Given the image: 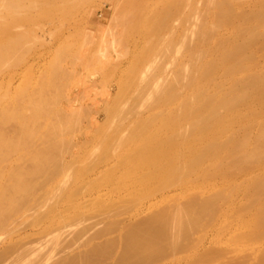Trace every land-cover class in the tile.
Masks as SVG:
<instances>
[{
  "label": "bare ground",
  "instance_id": "6f19581e",
  "mask_svg": "<svg viewBox=\"0 0 264 264\" xmlns=\"http://www.w3.org/2000/svg\"><path fill=\"white\" fill-rule=\"evenodd\" d=\"M86 1L88 2V0H0V227H2L13 215L21 213V211L24 210L23 207L25 202H29V200H31V198L35 196L37 191L41 188H45L47 184L51 183V192H57L56 190H58L61 182H64L63 180H65L66 184L69 185L67 183V180H69V175H67L68 172L66 170L70 169L69 174H71V172L73 171L76 172L75 178L76 180H79L81 178L83 179L82 175H86L85 172L88 171L86 167H88V169H90V167L92 166V169L95 168V162L97 161V159L95 158L97 157L96 154H93L95 157L92 156L93 158H95V160L93 159V162L92 158L88 159V157L85 156L84 158L82 156L81 159L77 158L79 160L72 158L75 161L73 160L69 164L67 163V165H61V167L64 166V171L67 172V174H65V177L59 179L61 180V182L57 178V172L60 166L59 164H61L59 163L61 161V158L59 159V152L62 153L61 148L63 147H61V145L63 146L66 141V138H60L59 132L62 131L63 133L65 131L64 128L70 126V122L73 123V120H75L76 122V120H78V117H76L75 119V116L79 115L80 113L79 112L77 115L72 114L74 113V111L72 110L73 106H71V111L68 112L69 114H67L68 117L65 116L66 114L61 115V107H59L58 109L56 105L57 103H59L58 101L61 100L59 94L61 92L63 93L62 90H64V88H58V85L62 86L61 84H63L64 87H67L65 82H59L61 77L64 78L65 76V79L67 80L69 78H67V75L64 74H69L70 69L68 70V68H65L66 70H63V64L69 55L71 56V58L73 55H76L75 53L77 51L72 50V55L70 54V51L75 45V41H77V38L81 35L80 34L78 35V37H76L73 33L68 34V32H70L72 27L77 25L76 21L74 20V16L78 12H80L83 6L87 3ZM199 1L200 0H121L120 9L117 6L118 4H114L115 6H117V9L120 10L118 14H121L124 18L127 17L128 19H125L127 21L123 24L120 17L119 21L121 22H118L125 25L126 28L124 29L125 31H123L124 35H126V38H128V40L134 41V48L130 51L129 64L121 71V78H117L120 79V81L116 79V82H119H117L118 85L121 86L120 91L118 90L119 88L116 90L118 92V96L116 95L117 93L115 94L117 97L114 95V98L116 97V99H113V101H115L113 102V104H111V109L109 108L108 110H106H110L109 117L107 118L108 114H106L105 117L108 119V121H106L104 118L107 123L104 120L101 122V124L104 122L108 125L102 124V126H100L101 124L98 123V127L95 128L97 130L100 129L99 131H96L97 134H99L98 132H100L102 127L104 128V126L106 128L107 126L109 128L112 127V129H114L121 124V126H124L125 129H121L122 127L120 126V128L118 126V130L116 128L114 130L110 129L109 132L111 133L113 131V133L105 135V130L106 133L108 132L107 129L104 128L105 130H103L105 137L102 134V130L101 135H98L99 137L96 138V140H100V144H98V141L97 143H95L96 140L94 136H96V132L92 134L95 140V142L92 141L94 144H98L100 148L101 146L105 145V151L103 150L100 153L105 152L107 157L110 155H114L115 157H113L115 161L109 169V172L106 173V171L103 170V173L104 171L105 173L101 175L99 173V175L100 177L103 175L101 179L104 182L112 185V190H119V188L126 189L127 195H129L128 192L131 194H135V196L139 200L142 199V201L145 197L148 198L160 193V203H164L165 201L168 202V200L171 199L178 200L179 197L183 199L184 196L188 199L189 202L187 204L186 201V204L183 205L184 201L181 200L182 203L177 205V208L175 207L176 209L173 208L175 210H170L169 212L166 210V212L164 210H162L164 212H156V215H153L154 217L152 219L150 218V220L148 221L144 220L146 223H143L146 225H143L142 223L141 226H139L140 224L137 225V223L134 222V227H129L130 229L126 230L128 231V233H125L124 236H127L128 238L131 234L129 240L125 241L123 237V241H125V247L124 252L120 257L121 259L119 260L121 263L128 262L131 259V256L134 254L136 256L138 253V256H141L142 254H151L154 251L153 246L155 245L159 244L158 247L161 246L164 248V246L161 245L162 241H167L164 236L168 237L169 235V237L172 236V238L174 237L175 239L180 238L179 236L182 232L184 234V232H186V229L199 224L202 218H204L205 216L210 218L213 217L215 220V216L218 215V217H220V219L226 226L231 225L232 229L230 230L231 233H229V235H231H227V237L233 236L232 239L235 241V243L237 242V240L235 239L238 238L239 240L242 239L243 241V238L236 235L238 231H248L253 234L256 233V235H260L264 232V70L258 68L256 69L254 67V65L256 66V64L257 66L260 65L258 64L260 62L258 58L256 59L257 61L253 62L254 65L252 64L251 58H254L255 60L256 57L255 55L254 57H252L253 55L251 56L250 49L252 48L249 49L248 45V43L250 44V39L254 38V40H258L257 35H259L262 30L252 29L251 31L250 29V32L249 30L247 31V34L249 33V35H244L242 37L241 34L243 33H240L238 31L243 27H240L238 30L236 24L232 23L231 26L229 25V27H227V31L230 33L228 35H234L232 37V40H229L228 38L227 39L229 41H227V39L224 40L225 36L223 35V37L221 36L222 34L217 33L219 35V38H216V40L222 41L216 43L215 40H213L215 44L211 43L207 41L209 40V38L206 36L208 31L212 32L211 29H213L214 31L215 26L217 29V27L220 28L223 24H228V21H230V16L228 15H233L232 11L234 9H231V5L233 6L234 1L213 0L215 1L213 2L211 0H204L207 3L209 2L210 4L212 2V4L215 6L213 7L212 5V7L216 8L215 10L218 11V17H216V21L214 17L210 19L207 16V18L210 19L208 21L211 22L212 19L215 21L214 26L213 22L212 24H210V26L212 25L213 27L209 26L210 22L208 23L206 19L204 20V17L202 18L196 13L198 15L197 16L195 12L193 13L195 9H198L196 8V4L197 2L199 3ZM260 1L262 3L264 2V0ZM260 1L255 5L253 4L254 2H252L253 7L251 6V8L249 7V5L247 6L249 7V10H251L249 11L250 14L253 10V12H255V9L253 8H255L258 3L259 5H264ZM206 6L209 8L207 4L205 5V9H203L207 12L209 9H207ZM257 8L259 9L261 7L257 6ZM257 8L256 13L258 15L259 11L261 10H258ZM198 11L199 13L201 12L200 10ZM246 12L247 11H245V13ZM263 12L264 11H262V13ZM175 13H178V15L182 19H185L186 14L190 16L194 14L197 16H195L196 18H198L199 16L201 17L199 20L195 19V21L193 22L195 17L194 15L191 16L193 17L192 33H194V36H196V38H194L193 36L192 37L194 38L193 40L196 39L195 41L190 40V34H188V32L190 33V31L187 30V26L191 27L189 23H185L186 30L185 27H183L184 25L182 26L183 28H179L176 27V25H173L172 19H174V17L176 16ZM238 13V16L239 14L240 16L242 15L241 13ZM128 15L130 17H128ZM173 15L175 16L173 17ZM252 15L253 13L251 14V17ZM257 15L254 14V17H256ZM112 16L114 15L112 14ZM238 16H236V18L232 17L233 20H231H239L237 19ZM244 16L246 17L247 15L243 14V17ZM123 17L122 19H124ZM254 17L253 19L251 18L253 20L251 21V23L253 22V27L257 24L254 22L256 20V18L254 19ZM112 18L110 16L111 20ZM181 18H179V21L177 23V25L179 26ZM246 18L243 19H249V17L247 19ZM257 19L260 20V17H258ZM183 21H181V23ZM244 23L243 25L247 24L246 26H248V24H250L252 26L251 23ZM261 23H263L264 25V22H261L260 20V24ZM237 25L239 26V24ZM44 26L49 28L51 32L50 34L53 38V41L51 42L48 39L49 43L44 41L46 39L43 38L44 36L41 37L39 36V34H36V29H42L40 27ZM240 26H242V24ZM256 27H258V25ZM122 28L120 29V33H122ZM45 30L48 29L46 28ZM217 30L220 31L219 29ZM258 31L260 32L258 33ZM65 32H67V34H64ZM72 35L76 38H73ZM105 35H107V32ZM244 37L248 38L245 39ZM39 38H43L40 39L41 41H43H40L38 43ZM114 39L115 38L111 40L113 41ZM73 40H75L74 43ZM260 40L262 39L260 38ZM43 42H45L44 45ZM79 42L81 41L79 40ZM90 42L91 41H89V43ZM116 42V44L118 45V39L116 40ZM40 43L41 45L39 46ZM254 43L256 44V42ZM72 44L74 45L72 46ZM251 44L250 47H252ZM257 44L254 45L256 46V48H258ZM42 45L45 46V50L50 52V58L47 62L48 66L45 71L43 70L44 72L37 74L39 75V78L36 77L33 73L34 68H32L34 67L32 65L34 62H32V66L30 65L24 67L25 70L22 72V74H24V77H22V82L18 84V86L16 83V87H13L12 79L14 78V75L16 73V69L26 61L27 54L33 55V59L38 58L40 56V52L39 50H37V46L41 47ZM185 45L189 46L186 47ZM261 45L262 43L260 45L258 44V46L262 47ZM184 46L186 47V49L190 47L188 54L187 56H184L185 54H178L177 56L179 57H185H180L181 59H179L176 56V53ZM118 47L119 46L115 48ZM78 48L80 47L78 46ZM115 48L112 49L115 50ZM262 48L264 49V47ZM104 50L106 52L107 46ZM121 51L122 48L119 52ZM253 51L254 50H252V52ZM127 52L128 50L126 51V53ZM95 53L97 54L98 52ZM107 53L110 54L109 52ZM123 53H125V51H123ZM126 53L125 55L128 54ZM99 54H102L103 56L105 55L102 52H99L97 55ZM45 56L43 58H45ZM48 56L49 55H47L46 57ZM85 56L87 58V55ZM106 56L107 55H105L104 57ZM99 57L101 58V55ZM99 57H97V59L95 56V58L97 59V63L99 62ZM71 58L70 61L68 60L69 65H73L72 63L75 61V58H72L73 62L71 63ZM68 61L66 60V62ZM106 63H108V60ZM36 64L37 63H35V65ZM101 66L102 65H100V70L102 69ZM86 67H88V64ZM36 69H34V72H36ZM72 69L73 70L71 71H74V68ZM118 70L119 68L117 69V71ZM63 71H66V73H63ZM67 71L69 72L67 73ZM249 71L251 73H249L247 76L241 75L243 74V72L247 73ZM71 74H69V76ZM57 82H59V84ZM68 87L70 88V86ZM60 89H62L61 92ZM106 90L108 91V89ZM65 91H67V89H65ZM64 94L67 100V98L69 97L67 96L66 92H64L62 95ZM57 97L59 98V100L57 99ZM68 104L70 103L68 102ZM74 109H76V107ZM118 109L123 110V113L128 117L127 119L132 116L134 117V119L132 117V120L129 119L130 121L127 122L126 116H123L121 111V115L119 114V118L121 119V116H123L128 124L126 123L125 125L124 121L116 122V119L118 117L117 113H119L117 112ZM70 113L73 116H71ZM75 113H77V111H75ZM69 115L71 118L69 117ZM83 117L81 116V118ZM69 118L71 120H69ZM122 123L124 125H122ZM8 125H10V128ZM13 125L14 127H12ZM70 127L71 128L68 129L72 130V125ZM8 128L14 129L8 130ZM87 128L89 129L90 125ZM68 129L66 131H69ZM100 136H103L102 139ZM33 138H39L41 140L39 142L40 146H36L38 148H32L34 150H32L30 148L31 146H29V144L31 145L30 142L34 140ZM62 140H64L63 143ZM90 140L88 139V141ZM88 141L85 145H88ZM101 142L103 143L102 145ZM83 146L84 144L82 145V147ZM90 147H92L93 150L95 149L93 148V146ZM89 148L86 149L90 151V154L91 150ZM97 152L99 151L97 150ZM87 153L85 154L87 155ZM97 155H100V157H98L99 160L102 154ZM103 155L105 154L103 153ZM77 157L79 156L77 155ZM228 158H232L233 161L229 163L227 161ZM90 159V162L92 163L89 162ZM23 160H28L30 166L23 167ZM102 160L103 159H101V162ZM23 165L25 166L26 164ZM77 165L79 168L77 169V171H75V166ZM96 166L98 165L96 164ZM108 168H106L107 171ZM74 172L72 174H74ZM90 175H92V173ZM70 177H72V175ZM100 177L97 174V179H99ZM75 178L73 180H75ZM94 178H96V176ZM94 178L91 177L90 179ZM70 180L73 181L72 178H70ZM70 180V184L73 183ZM86 180L84 179V182ZM94 180L93 183L92 180H88L86 183H83L82 186L84 187V184H88L89 182V184H95ZM62 184L65 185V183ZM89 184L87 185L88 187H86L87 189H85L84 187V189L87 191L88 188H90ZM98 186L100 185L97 184L96 188ZM175 186L178 188V193L173 196H169L167 194V192H169L168 190H171V188ZM64 187L65 188L62 191L63 194L67 189L66 186ZM77 187H79V185ZM77 187H74V192H79L78 189L80 188L81 195L83 189L81 191V187ZM105 187H107V185H105ZM110 188L111 187H109V189ZM94 192L92 191V193ZM63 194L61 197L64 196ZM73 194L76 198L80 196L78 195V193H72L71 195L70 192L66 195V198L73 196ZM198 195H204L205 198L200 202H195L193 199H191V197L193 198L194 196ZM57 196H60V194H57ZM61 197L58 198L60 199ZM126 198L124 199L125 202L128 199H131V197L127 200ZM137 198H134L135 201L134 199H131L128 202H132L131 204H133L134 202L138 201ZM55 200L56 199H53V201ZM57 200L56 202L59 201ZM70 200L69 202H72ZM72 200H74V198ZM124 200L122 199L119 201H121L122 203V201ZM62 202L64 203L65 201ZM100 202L97 200V204ZM111 202L112 201H110V203ZM159 202L153 204L161 205L162 203L160 204ZM46 203L47 202H45V204ZM94 204L96 205V202ZM113 204L114 202H112V205ZM135 204L136 203H134V205ZM50 205L53 206V202ZM120 205L121 204H119L118 206ZM55 207H57V205L53 206L52 209H54ZM69 207H62V209L60 210L59 208L57 209L58 211L63 212V209L67 210ZM49 208H51V206ZM147 208H149V206H147ZM47 209L45 208V211ZM156 209L158 210V208ZM156 209L155 211H157ZM69 210L70 209H68V211ZM49 211H47L46 213L50 214ZM142 211L140 212L142 213ZM151 211L152 210H150V212ZM70 212L71 211H69V213ZM38 213L36 214V217L41 215L40 211H38ZM55 213L56 214H54L53 217L49 216L50 224H54L57 221L60 222L64 219L63 218L60 220L55 216L58 214V212ZM43 214L42 216L48 215ZM77 214L80 213L78 212ZM85 215L86 214H83V216ZM74 216L78 217V215L74 214L72 218H70L71 216L69 217L70 220H72ZM131 216L133 217V215ZM41 218L43 219V217ZM81 218H83L84 220V217ZM38 220H40L39 217L38 219L35 218V222H32L38 223ZM93 220L97 221V219ZM73 224H75L74 221ZM87 225H82L81 227L84 229L85 227L83 226L90 228L89 225ZM143 226H145L146 229ZM56 227L54 228V230H56ZM135 227L139 228H137L138 231L135 229ZM82 228H79L78 230L80 231L81 229V231L79 232L77 230V232L84 234ZM87 228L83 230H89ZM132 228L134 230H132ZM141 228L145 231L142 232L143 230ZM93 230L95 232H100L102 229H97V231L95 229ZM129 230L132 231L130 232ZM43 231L40 234H42ZM219 231L221 232L222 229H220ZM86 232L84 238L86 237ZM74 233L79 237V233ZM90 233L94 235L93 232H89V235H91ZM66 236L68 237V235ZM67 237L65 238L67 239ZM69 237L72 238V235H70ZM160 237L162 238V241H160ZM218 237L219 238L217 240L219 241L223 239L221 235H218ZM74 238H76V236H73V238L70 240H73ZM87 238L88 234L86 239ZM172 238L170 237L169 239ZM86 239H84V241ZM62 240L65 241L64 238ZM62 240L61 244L63 242ZM70 240L68 239L67 241L69 242ZM230 240L231 239H229V241ZM225 241L228 242L227 240ZM242 241H238L237 243H242ZM244 241L243 243L245 244ZM64 243H66L67 245V242ZM70 243L71 242H69V244ZM54 244H52V246ZM57 244L59 245V243ZM241 246L242 244L237 245L238 248ZM155 247L157 248V246ZM156 248L153 253H156V251L160 250H156ZM106 250L107 249L104 247L97 248V252L99 254H103V252L105 253ZM55 252L58 253L59 251ZM87 257L88 256H85V258ZM71 264H74V262L71 261Z\"/></svg>",
  "mask_w": 264,
  "mask_h": 264
},
{
  "label": "rangeland",
  "instance_id": "374dc122",
  "mask_svg": "<svg viewBox=\"0 0 264 264\" xmlns=\"http://www.w3.org/2000/svg\"><path fill=\"white\" fill-rule=\"evenodd\" d=\"M120 1L121 0H88V2L86 1L87 3L85 2L86 3L84 5L85 7L83 6V8L80 10V12H78L74 16V20L76 21L77 25L72 27L70 32H68V34L69 33L70 34L73 33L76 37H78V35L81 34L82 36L81 35L80 36L83 39L79 36L77 38V41L73 40V43L75 41V45L72 44V46L74 45L73 46L74 48L72 47V49L70 51V54L72 55L73 51H77L75 53L76 55L72 56L73 59L75 58V61L74 62L72 61L73 59L71 58L70 55L68 56V58H66L67 61L68 60L70 61V58H71V63L73 62L72 63L73 65H69L68 64L69 61L66 62V60H65V62L63 64V70H66L65 68H68V70L70 69L69 70L70 72L67 71V73L69 72V74H71V73H73V74L70 75L71 77L69 76V74H64V75H67L66 76L67 78L69 77L68 80L65 79V76H64V78H62V77H61V79L59 78L60 81L58 80L60 83L65 82L67 87L70 86V88L69 87L68 88L64 87L63 84H61L62 86H60V85H58L59 82H57L58 83L57 84L58 88H61V87H62V89L64 88V90L60 89V92H61V90L63 91V93L66 92L67 96L69 97L66 100L65 94L62 95L63 93L62 92L60 93L58 91L60 93L59 97H61V100L58 101L59 98L57 97V99H58L57 101L59 103H57L56 106H57L58 109H59V107H61L60 108L61 111L59 110L61 115L62 114L65 115L66 114L65 116L68 117L67 114H69L68 112L71 111V106H73L72 110L74 111V113L71 112L72 114L77 115L80 112L79 115L75 116V119H76V117H78V120H76V122H75V120H73V123L70 122V124L72 125V130L68 129V128H71L70 127L71 125H70V126L64 128L65 131L62 129L64 131L63 132L64 134L62 133V131L59 132L60 138H63V139L66 138V141L63 144V146L61 145V147H63V148H61V152L62 153L59 152V154H60L59 155V159L61 158L60 159L61 161L59 163H61V164H59L60 166H59V168H58L59 170L57 172L58 173L57 174L58 175L57 176L58 180L64 178L65 174H67V172H68L67 175H69V177H68L69 180H70V178H72V180L75 178L76 172L73 171L74 174H72L73 172H71V174H69L70 173V171H69L70 169L66 170L67 171L66 172V171H64L65 170L64 166H62L63 167V170H62V167H61L62 164L67 165V163L69 164L74 159H76V160L81 159L82 156H83V158H84V156L88 157V159L92 158V162H93V159L95 160V158H96L98 163H97V161L96 162L94 161L95 162V168H93V169H92V167H93L92 164H91L92 167H90V169H88V167L85 166L88 171L86 170L87 171V172H85L86 175H82L83 179L81 178L79 180H76V178H75L76 181L75 180H73V181L70 180L71 182H73L71 184H70L69 180H67V183L69 185L66 184L65 180H63L64 182H61V180H59L61 182V185H59L58 190H56L57 192H55V191L51 192L50 191V184L51 183H49V184H47V186L45 188H43V189L41 188L40 190H38L37 193L35 194V196H33L31 198V200H29V202H27V203L25 202L26 206L23 203L24 207H25V208L23 207L24 210H22L21 213H19V214L13 215L2 227H0V264H69V262L71 264V261L74 262V264H120L121 262L119 260L121 259L120 257L122 256V254L124 252L125 241L129 240L131 234L129 235L128 238H127V236L126 237H124V236H125V233H128V231H126V230L130 229L133 225H135L134 222L137 223V225L140 224L139 226H141V224L143 222H145L146 220L148 221V220H150V218L152 219L154 217L153 215H156V212L157 213L158 212H164L165 210L169 212L170 210H175L177 208V205L182 203L181 200L184 201L183 205L186 204L185 203L186 201H187V204L189 203L188 199L184 196L183 199H181V197H179L180 200H179V198H178V200L171 199V200H168V202L167 201H165L164 203L161 202L162 203L161 204L159 202L160 197H161L160 193H158L156 195H153L151 197H148V198L145 197V198H143V201H142V199L139 200L135 196V194H131V193L128 192L129 195H127V193H126L127 190L126 189L119 188V190H121V191H119L118 189L117 190L116 189L112 190V185H110L109 183L107 184L106 182H104L101 179L103 175L100 177V175L104 174L105 171H106V173L109 172V169L111 168V166L113 165V163L115 161V159H114L115 157H114V155H110V154H109L110 156L107 157L105 152L100 153L101 151H103L105 149V145L101 146L103 144L102 143L103 141H102L101 145H100L101 148H100L98 146V144H100V142H99L100 140H96V138L99 137L98 135H101V131L104 128H106V127L105 126H104V128L102 127L101 131L98 132L99 134H97L96 131H99L100 129L97 130L95 128L98 127L97 126L98 123L101 124V122L106 117V114H108L107 118L109 117L110 110L109 111H106V110H108L109 108L111 109V106H112L111 104H113V102L115 101V100L113 101V99H116V97L118 96V92L116 90L119 88L118 90L120 91V86H121V85H118L119 82L117 81L118 82L117 83L116 79L117 78H121L120 77L121 71L129 64L130 51L134 48L133 47L134 41L128 40V38H126V35H124V32H123V31H125L124 29L126 28L125 25H123V24L128 19H127V17L124 18L121 14L120 15L118 14L120 12V10H119L120 9V4H121ZM200 1H199V3L197 2V4H196V8H198V9H195L193 11V13L194 12H195V14L197 13L202 18L204 17V20L206 19L207 21L214 17V19L216 21L217 20L216 17H218L217 16V12L218 11L215 10L216 8H213L215 6L212 4V2L210 4L209 2L207 3L204 0H200ZM211 1H213V0H211ZM232 1H234V2H233V6L231 5V9H234V10L232 11L233 12L232 16H231V14L228 15V16H230L229 17L230 21H228V24H226V25L223 24L222 25L223 27L222 26L220 27L221 29L217 27V29H219L220 31H218L216 29V26L214 28V31H213V29H211V31L213 33L208 31L206 36L209 38V40H207V41H209L211 43H214L213 40H215L216 43L219 42V41L221 42L222 40H218V41L216 40V38L217 39L219 38V35L217 33L222 34L221 36L224 35L225 36V37L223 36L224 40L227 39V38L229 40H232V37L234 35L233 36L228 35L230 33L227 31L228 30L227 27H229V25L231 26L232 23L236 24V26L238 27V30H239L240 27H243V28H240V30H242V31H240V30L238 31L240 33H243V34H241L242 37L244 35L248 36L249 33L247 34V31L249 30V32H250V29H251V31H252V29H254V30L255 29L259 30L260 29V30H262L261 32L263 33V35H262V33L260 31H258V33L260 32V34L257 35L258 36L257 39L259 41L256 40V39L254 40V38H252L253 40L252 39L249 40L250 44H251V41H252V44H251L252 47H250L249 43H248V45H249V49L252 48V49H250L251 56L253 55L252 57H254V55H255V57H256L255 60H254V58L250 57L252 59V61H251V59H250V61L254 65L253 62L257 61L256 59L258 58L260 62L259 63L257 62V63L260 64V65L257 66V64L255 63L256 66L254 65V67L256 69L258 68V69L264 70V49L262 48V47H264V37H263L264 36V30H263L264 29V25H263V23L260 24V20H261V22H264V17H262V16H264V12L262 13V11H264V5L260 4L261 5L260 6L259 3H258V5H256V7L254 6L255 8H253V9H255V12H253L254 10L252 11L253 15L251 17L252 13L250 14L249 11H251V10H249V7L250 8H251V6L253 7V4L254 5L257 4V2H259L260 0H256V1L255 0H232ZM213 2H215V1H213ZM252 2H254V3L252 4ZM203 3L205 5L208 4V6H209V8L206 6L207 9H209L207 12L204 10L205 9V5ZM240 3H242V4H240ZM114 4L115 5L118 4L117 6L119 7V9H117V6H115ZM209 4L211 5V7H210ZM262 4H264V2ZM212 5H213V7H212ZM248 5H249V7H247ZM257 6H259L261 8L258 9ZM256 8L258 10H261V11H259V14H258L259 16L256 13L257 12ZM113 9H114V11H113ZM196 10L197 11L200 10L201 12L199 13V11L197 12ZM234 11H235V13H234ZM245 11H247V12L245 13ZM238 12L241 13L242 15L240 16V14ZM237 13L239 14V16L237 15ZM112 14L114 16H112ZM243 14H246L249 17L248 20H250L251 18L253 19L254 14H256L258 17H260V20L257 19L258 18L257 16L254 17V19L256 18V20L254 22L257 23V24L256 25L254 24L255 26L253 27V24H252L253 22L251 23V21H253V20L251 19L250 21H248V20L243 19V18L247 17V16L243 17ZM193 15H191V16H193ZM196 15H194V17ZM234 15H235V17H234ZM110 16H111V18L113 17L112 20L110 19ZM174 16L175 15H173V17ZM191 16L186 14L185 19L184 18L182 19L177 13L176 16L174 17V19H172V23H173L174 26L176 25V27H179V28L182 27L183 25H184L183 27H185V23H187V24L189 23L191 25V27L187 26L188 27L187 30L190 31V33L188 32V34H190V40L191 41H195L196 39L195 40H193V39L196 38V36H194V33H192V31H193L192 24L195 21V19L199 20L201 17L199 16L198 18H196L197 17L196 16L194 18V20H193L192 19L193 17H191ZM205 16H206V18H205ZM207 16L210 19L207 18ZM236 16H238L237 19H239V20L234 19V21H232L233 20L232 17L236 18ZM122 17L124 19H122ZM128 17H130V16L128 15ZM239 17H241V18H239ZM119 18L121 19L123 24L119 23V22H121V21H119L120 20ZM179 18H181L180 19L181 21L185 20V21L182 22L184 24H182L181 21L179 22L180 26L177 25V23L179 21ZM125 19H127V20H125ZM192 20H193V22H192ZM241 20H242V22H241ZM108 21H110V22H108ZM215 21L213 19H212L211 22L208 21V23L210 22L209 26H210V24H212V22H213V26H214ZM116 23H118V24H116ZM243 23L244 24L251 23L252 26L250 24H248V26H246L247 24L243 25ZM237 24H239V26ZM241 24H242V26H240ZM117 25H119V26H117ZM257 25H258V27H256ZM40 28H42V29H36L37 30L36 34H39V36H41V37L44 36L43 38L47 39V40L46 39L44 40L45 42L49 43V40H50V42L53 41V38H52V35L50 34L51 32H50L49 28L45 27V26L44 27H40ZM46 28L49 31L45 30ZM121 28H122V31H121L122 33H120V29ZM222 28H223V30H222ZM88 29L90 30V32H89ZM43 30H45V31H43ZM185 30H186V27H185ZM102 31L105 34L107 32V35H105ZM64 34H67V32H65ZM101 34H103V35H101ZM117 34H118V36H117ZM125 34H127V33H125ZM208 34H209V36H208ZM109 35H111V36H109ZM75 36H73V38H76ZM120 36L121 37L123 36V37L121 38ZM37 37H38V35H37ZM43 38H39L38 43L41 41L40 39H43ZM113 38H115L116 40L118 39V45L116 44L117 42H116L115 39H114L115 41L111 40ZM124 38H126V39H124ZM247 38L248 37H246L245 39H247ZM260 38L262 40H260ZM109 39L112 41V43H111V41ZM228 39H227V41H229ZM79 40L81 42H79ZM89 41H91V42L93 41V42L89 43ZM101 41H103V42H101ZM123 41H124V43H123ZM246 41H248V40H246ZM261 41H263V42H261ZM45 42H43V45H44ZM84 42H85V44H84ZM86 42H87V44H86ZM254 42H256V44L258 43L259 45L262 43V45H261L262 47L258 46V44H257L258 48H256V46H254V45H256ZM82 44H84V45H82ZM40 45H41V43L39 44V46ZM43 45L41 47L37 46L38 47L37 50H39V52H40V56L38 58L33 59L32 58L33 55H31V54L30 55H28V54L26 55V61L23 64H21V66H19L16 69V73L14 75V78L12 79V83H13L12 86L13 87H16V83H17V86H18V84H20L22 82V80H23L22 77H24V74H22V72L25 70L24 67L30 66L32 64V62H34L32 64L34 67H32V68L36 69V67H37L36 72H34L35 70L33 69V73H34V75L36 77L39 78V75H37V74H40V73L45 71V69L48 66L47 62L49 61V58H50V52L45 50L44 49L45 46H43ZM109 45H111V46H109ZM76 46H77V48H76ZM78 46L80 48H78ZM106 46H107V50L105 52L104 49H106ZM117 46H119V47L115 48ZM185 46L188 47L189 45L188 46L185 45ZM184 47L182 49H184ZM186 47H185V49H186ZM112 48L113 49L115 48V50H113ZM121 48H122V51H121L122 53L119 52L121 50ZM189 48L186 49V50L185 49L184 50H182V49L179 50L176 53V56L178 54H180V55L185 54L184 56H187ZM83 49H85L86 51L83 50ZM99 49H100V51H99ZM258 49H261V50H258ZM81 50H83V51H81ZM127 50H128V52H127L128 54L126 53ZM252 50H254V51L252 52ZM115 51H117L118 53L115 52ZM123 51H125V53L127 55H125V53H123ZM184 51H185V53H184ZM95 52H98V53L102 52V53H104L107 56L104 57L105 55L103 56L102 54L97 55L98 53L96 54ZM107 52H109L110 54H108ZM115 53L117 54V56H116ZM84 54L87 55L88 60H87V58H86V56ZM122 54H123V56H122ZM45 55L46 56L49 55V56L46 57ZM82 55H84V56H82ZM100 55H101V58L99 57ZM44 56H45V58L47 60L45 58H43ZM80 56L83 57V58H81ZM95 56H96V58L97 57L100 58L98 63L96 61L98 58L96 59ZM184 56H180V57L182 58ZM78 57H79V60H78ZM92 57H93V60H92ZM102 57H104V58H102ZM177 57L179 59H181L179 56H177ZM107 60H108V63H106ZM78 62H79V64H78ZM35 63H37L36 64L37 66L35 65ZM90 63H92V64H90ZM74 64H75V66H74ZM87 64H88V67H86ZM94 64H95V66H94ZM66 65H67V67H66ZM100 65H102L101 67H102L103 71H102V69L100 70ZM116 67L119 68L118 71H117L118 68H116ZM22 68H24V69H22ZM72 68H74V71H71V70H73ZM112 68H115L116 70L112 69ZM39 70H40V72H39ZM88 71H89V73H88ZM64 72L66 73V71H63V73ZM249 73H251V72L250 71L247 72V73L243 72V74H241V75L247 76ZM61 75H63V74H61ZM74 75H76V76H74ZM108 77H110V78H108ZM73 78H74V81H73ZM69 80H70V84H69ZM117 80L120 81V79H117ZM67 82H68L69 85L67 84ZM105 88L108 89V91ZM65 89H67V91H65ZM60 95H62V96H60ZM81 95H82V97H81ZM114 95L116 96L115 98H114ZM63 96H64L65 99L63 98ZM68 102L70 104H68ZM66 104H68V105H66ZM75 107H76V109H74ZM79 107H81V108H79ZM64 109H65L66 113H65ZM62 111H63V113H62ZM75 111H77V113H75ZM121 111H122L123 116H126L127 122L132 120L133 116L130 117L129 118L130 120H129V119H127L128 118L127 115L123 113V110L122 109L121 110L118 109L117 112H119V113H117L118 117L116 119V122H118V121L123 122L124 121V124L126 125L127 122H126L125 118H123V116H121V119L119 118V114L121 115ZM72 114H71V116H73ZM65 116H61V117H65ZM81 116L82 117L84 116V117L81 118ZM69 117H70V115H69ZM86 117L87 118L89 117V118L87 119ZM70 118H69V120H71ZM107 118H105L106 121H108ZM62 119H64V118H62ZM133 119H134V117H133ZM75 123H77V124H75ZM106 123L103 122L102 124H106ZM11 124H13V123H11ZM102 124L100 126H102ZM124 124L122 123V125H124ZM89 125H90V128L88 129L87 127H89ZM106 125H108V124H106ZM8 126L10 128V125H8ZM100 126H99V128H100ZM118 126L120 127L121 124L118 125ZM118 126L115 127L117 130L119 129ZM12 127H14V125ZM9 128H8V130H13L14 129V128L9 129ZM108 128L109 127L107 126L106 129H107L108 133H106V130L104 129L105 130V135L109 134L110 133L109 132L110 129H112V127L109 128V129ZM123 128H124V126L121 129H123ZM67 129L70 132L66 131ZM114 129H112V130H114ZM104 130L102 132L103 135H104ZM95 132H96V134H95L96 136H94V137H95L96 142H95L94 137L92 135ZM111 133H113V131ZM105 135H104V137H105ZM100 137L102 139L103 136H100ZM33 139H32L33 141L31 140L32 142H30L31 145L29 144V146H31L30 147L31 149L36 147V146H38L39 142L41 141L39 138L38 139L37 138H33ZM35 139H37V140H35ZM88 139L89 140L92 139V140L88 141ZM63 141L64 140H62V143H63ZM87 141L89 143H88V145H85V144H87ZM92 141L95 142V143H97V141H98V144H94ZM105 142H104V144H105ZM83 144H84V146L82 147ZM90 146H93V148H95V149L93 150L92 147H90ZM38 147H36V148H38ZM86 148H89L91 150L90 154H89L90 151H88ZM32 150H34V149H32ZM97 150L99 152H97ZM85 153H87V155ZM103 153L105 155H103ZM93 154H96L97 157H95ZM97 154H102L101 158L99 160H98V157H100V155H97ZM77 155L79 157H77ZM89 155H91V156H89ZM92 156L95 157V158H93ZM72 158H74V159H72ZM77 158H79V159H77ZM101 159H103L102 162H101ZM68 160H70V161H68ZM90 161H91V159L89 160V162ZM227 161L229 163H231L233 160H232V158H228ZM27 162H28V160H23V164H26L27 166L26 165L24 166L22 164V162H21L22 166L23 167L30 166V163L28 162V164H27ZM92 162H90V163H92ZM87 164H85V165H87ZM96 164L98 166H96ZM102 164L105 165V166H103ZM78 168H79L78 165L75 166V171H77ZM106 168H108V171L106 170ZM91 170H93V171H91ZM103 170H105L104 173H103ZM71 171H72V168H71ZM89 171H90V173H89ZM91 173H92V175H90ZM99 173H100V175H99ZM97 174L100 177L99 179H97ZM71 175H72V177H70ZM88 176L90 178L91 177L94 178L96 176V178H94L96 181L94 179H90ZM84 179L85 180L87 179V180L84 182ZM88 180L89 181L92 180V183H93V180H94L95 184H92V183L89 184L90 183L89 182L88 184H89L90 188H88V191H87L85 189H87L86 187H88L87 186L88 184H84L85 189H84V187L82 185H83V183H86ZM55 181H56V179H55ZM62 183H65V185H63ZM100 183H102L104 185H102ZM97 184L100 185V186H98L96 188ZM78 185H79V187L82 186L81 187V191L83 189V192L81 193V195H80V188L77 187ZM105 185H107V187H105ZM64 186L67 187L68 191L66 189V191L63 194L62 191L65 188ZM74 187L79 188L78 189L79 192L77 190H76L77 192H74V190H75ZM92 187H93V190H92ZM94 187H95V189H94ZM109 187H111V188L109 189ZM100 188H103V189H100ZM71 190H73V191H71ZM84 190H85L86 193L84 192ZM92 191L93 192L95 191V192L92 193ZM168 191L169 192H167V194L169 196H173V195L178 193V188L175 186V187H172L171 190H168ZM66 192H67V194L71 192V195H72V193H75V194L78 193V195H80V196H78L76 198V197H74L75 195L73 194V196H70L71 198L70 197L66 198V195H67ZM100 192H101V194H100ZM55 193L60 194V196H57V194H55ZM83 193H85V194H83ZM123 193L126 194V195H124ZM62 194L64 195L63 197H61ZM113 195H115V196H113ZM158 195H159V197H158ZM132 196H133V198H132ZM58 197H61L60 198L61 200ZM130 197H131V199H134V198L138 199V201L134 202V203H136L135 205H134V203L131 204L132 202H128L129 200H131V199H128ZM63 198H64V200H63ZM73 198H74V200H72ZM125 198H126V200L128 199L126 201L127 204H126V202L124 200ZM204 198H205L204 195L203 196L202 195L194 196L193 198L191 197V199H193L195 202H200ZM53 199H56V200L58 199L59 201L57 200L58 202H56V200L53 201ZM122 199L124 201H122V203H121V201H119V200H122ZM48 200H49V202L50 201L51 202L49 203ZM69 200L72 201V202H69ZM97 200L99 202L100 201L101 202L97 204ZM113 200H115V201H113ZM62 201H65L67 204L65 202L63 203ZM110 201L114 202V204L112 205V202L110 203ZM134 201H135V199H134ZM179 201H180V203H179ZM45 202H47V203L45 204ZM52 202H53V206L57 205V207H55L54 209H52L53 206L50 205V204H52ZM95 202H96V205L94 204ZM156 202H159L161 205L153 204V203H156ZM119 204H121V205L118 206ZM67 205H69L71 207H69ZM77 205H79V206H77ZM48 206L49 207L51 206V208H49ZM147 206H149V208H147ZM33 207H35V208H33ZM47 207H48V209H47ZM62 207H64V208L69 207L68 209H70L69 211H71V212L69 213L68 209L67 210L63 209V212L62 211H58L57 208H59V210H60V209H62ZM45 208L47 209L46 211H45ZM156 208H158V210ZM173 208H175V209H173ZM41 209H43V210H41ZM49 209H50V211H49ZM100 209H101V211H100ZM145 209L146 210L149 209V210L146 211ZM155 209L157 211H155ZM150 210H152V211L150 212ZM162 210H164V211H162ZM38 211H40L41 215L36 217V214L38 213ZM47 211H49L50 214L46 213ZM140 211H142V213ZM34 212H37V213H34ZM42 212L43 213L45 212L44 214H48V215L42 216V214H43ZM55 212H58V214L55 215L56 217H58L60 220L63 219V218L64 219L61 220L60 222L57 221L54 224L53 223L50 224L49 216L53 217V215L56 214ZM76 212L77 213L79 212L80 214H77ZM94 213H96V214H94ZM74 214L78 215L79 218L77 216L76 217L74 216L75 217V218L73 217L74 220L73 219L70 220V218H72V216ZM83 214H86V215L83 216ZM131 215H133V217ZM91 216H93V217H91ZM38 217L40 218V220H38L39 222L37 221L38 223H34L35 222V218L38 219ZM41 217H43L44 220ZM44 217H46V218H44ZM66 217H68V218H66ZM81 217H84V220ZM215 217H216V219L214 220L213 217L210 218V217L205 216L204 218H202V220H201V222L199 224L189 227L188 229H186V232H184V234L182 232L180 234V236H179L180 238L175 239L173 237L174 238L173 239L172 236H170L172 239H169L170 238L169 235H168L169 238L167 236L166 237L164 236V238H166V240H167V241H164L166 243H164L162 241V238H161L162 236H161L160 237V239H161L160 241H162L161 245H163L164 248L161 247V246L158 247L159 244L155 245V246H157V248L155 246H153L154 247V251H155V248H156V250L157 249L159 250L160 247H161V249L159 251H156V253H153L154 252L153 251L151 254H148L150 256L143 255V254L141 256H138L139 253L136 256L134 254L136 257L134 255H132L133 258L131 256V259L128 262H126V261L125 262L127 264H264V232H263V230H262V232H263L262 234H260L261 232L259 233L260 235H258V234L256 235V233L253 234V233L248 232V231H245V232L244 231H238L236 233V235H238V237L243 238V241L245 240L244 241L245 244H244L242 239L239 240L238 237H237L238 239H235V240H237V242L238 241H240V242L242 241V243L239 242V244H242L243 247L241 246V247L238 248L237 245H239V244L237 242L235 243V241L232 239L233 236L229 237L231 235V234L229 235V233H231L230 230L232 229V226L231 225H227L226 226L224 224V222H222L220 217H218V215H216ZM76 218H78V219H76ZM87 218H89V219H87ZM93 219H97V221H94ZM41 220H43V221H41ZM32 221H34V222H32ZM73 221H74L75 224H73ZM68 222L69 223L71 222V223L69 224ZM91 222H94V223H91ZM132 222H133V224H132ZM79 223H80V225H79ZM95 223H97V224H95ZM87 224L89 225L90 228L93 227V226L94 227L90 229V228H87L86 226H83V227H85V229L86 228L89 229V230H86L87 231L86 232V231H84L85 229L82 228L81 226L82 225H87ZM143 225H146V224L143 223ZM55 227H56V230H54ZM143 227L145 228V226H143ZM79 228H82V231L84 232V234L79 233L81 231V229H80V231L78 230ZM137 228L135 227L136 230H137ZM43 229H44V231H43ZM93 229H95L96 231H97V229H99L101 231L100 232H95ZM220 229H222L221 232L219 231ZM77 230L79 232H77ZM132 230H134V229L132 228ZM132 230H129V231L131 232ZM42 231H43V233L44 232L45 233L44 234L43 233L40 234ZM67 231L70 232V235H72V238H73V236L74 237L76 236V238H74L73 240H70L72 238L69 237L70 235H69V232H67ZM144 231L145 230H143L142 232H144ZM183 231H185V230H183ZM74 232L79 233L78 234L79 237L77 235H75ZM85 232H86V237H87V234H88V238L87 239H86V237L84 238ZM89 232H93L94 235H92V233H90L92 236L89 235ZM57 233H59V234H57ZM217 234L221 235L223 239L220 240V241L217 240L219 238ZM66 235H68V237ZM227 235H229L228 236L229 238L227 237ZM89 236H90V238H89ZM65 237H67V239ZM123 237H124L125 241H123ZM61 238L62 239L64 238L65 241H63ZM83 238L86 239L85 240L86 242L84 241ZM131 238H132V236H131ZM68 239L70 240L69 242H71L70 244L67 241ZM229 239H231L232 241L231 240L229 241ZM51 240H53V241H51ZM58 240H60V241H58ZM61 240L63 241L62 244H61ZM87 240H90V241H87ZM163 240H165V239H163ZM225 240H227L228 242H226ZM54 241H56V242H54ZM221 241H223L224 243L221 242ZM64 242H67V245ZM57 243H59V245ZM52 244H54V245L52 246ZM165 244H166V247H165ZM59 246H61V247H59ZM102 247L106 248L107 250H106L105 253L103 252V254H101V253L99 254L97 252V248H102ZM150 248H152V247H150ZM49 249H50V251H49ZM55 251H59V252L56 253ZM158 252H159V254H158ZM91 253H92V255H91ZM89 255H91V256H89ZM85 256H88V257L85 258ZM123 263H121V264H123ZM126 263H124V264H126Z\"/></svg>",
  "mask_w": 264,
  "mask_h": 264
}]
</instances>
